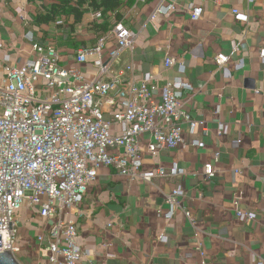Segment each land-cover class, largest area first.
I'll return each instance as SVG.
<instances>
[{
	"label": "crops",
	"instance_id": "0c3cea01",
	"mask_svg": "<svg viewBox=\"0 0 264 264\" xmlns=\"http://www.w3.org/2000/svg\"><path fill=\"white\" fill-rule=\"evenodd\" d=\"M161 1L123 8L121 20L136 38L131 47L120 51L112 71H123L127 83H140L151 74L159 89L166 81L178 79L190 85L193 90L182 96L184 109L203 119L209 132L205 135L198 126L190 134L184 127L186 145L154 157L147 150L149 136L142 138L143 170L156 172L177 164L184 171L180 176L146 181L112 168L98 171L81 204L85 215L78 216L75 209L66 215L76 221L77 244L88 253L79 264H264V0H175V10L151 19ZM40 4L41 0H0V59L22 66L34 58L27 37L32 33L37 41L58 50L62 64L80 66L88 79L95 77L94 56L77 64L74 51L92 47L103 34L107 38L103 54L108 55L115 48L114 36L93 29L91 11L79 23L61 18L57 21L62 24L38 27L32 18ZM189 4L200 8L198 19L183 9ZM233 9L248 15L249 23L239 21ZM233 40L241 44L238 52L231 50ZM168 53L178 58L177 66L165 67ZM219 53L230 55L225 66L229 74L223 68L217 70ZM241 58L245 67L240 70L236 62ZM4 77L0 70V83ZM219 124L228 125L226 135L218 134ZM116 132H120L118 124L112 128ZM195 140L204 142V147L189 144ZM216 151L221 158L213 165L214 176L207 180L204 166L213 162ZM177 185L185 191L183 205L191 219L181 211L171 220L158 213L168 210L166 196ZM239 191L241 206L255 213L256 220L236 218L233 196ZM17 218L21 259L26 264H46L47 253L35 247L46 220L27 202ZM108 223L113 225L107 227ZM161 234L167 236L166 242L160 241Z\"/></svg>",
	"mask_w": 264,
	"mask_h": 264
},
{
	"label": "built area",
	"instance_id": "2783aa9c",
	"mask_svg": "<svg viewBox=\"0 0 264 264\" xmlns=\"http://www.w3.org/2000/svg\"><path fill=\"white\" fill-rule=\"evenodd\" d=\"M146 1L134 0V4ZM177 6L175 0H162L155 5L150 18L164 16ZM183 9L193 19L201 15L200 8L194 4ZM91 12V22H104L101 11ZM108 14L112 26L108 31L115 38V48L108 55L103 54L107 38L102 34L92 47L74 51L77 64H85L89 55L94 56L92 63L97 74L91 79L80 66L62 64L58 50L51 43L37 41L32 33L27 37L34 58L22 66L10 64L8 58L0 59V70L5 73L0 83V252H10L19 264H26L21 259L17 218L24 202L46 220L44 231L35 240L38 251L47 253L46 264H79L88 253L77 244L76 221L67 219L66 215L74 209L78 216L85 215L81 204L98 171L112 168L119 174L146 181L180 176L184 171L177 164L158 168L156 172L143 170L142 138L149 136L147 150L154 157L163 150L186 145L184 127L190 134L198 126L205 135L209 132L203 119L184 109L182 96L185 91L193 90L190 85L178 79L166 81L159 89L151 74H146L140 83H127L123 71H112L118 54L134 44L136 34L122 20L116 22L114 13ZM232 14L239 21L249 23L248 15L237 9ZM240 48L241 44L231 42L233 52ZM261 58L264 62V50ZM229 60L230 55L217 54V70L223 68L229 74L225 67ZM178 63L171 53L164 58L167 68ZM179 67L182 72L183 64ZM244 67L245 59L237 60L236 68ZM218 111L216 108L215 112ZM115 124L120 126L119 133H112ZM227 133L228 125L219 124L218 134ZM189 144L196 148L205 145L201 140ZM220 158L221 152L216 151L213 162L205 164L207 180L214 176L213 165ZM242 196L241 191L233 196L236 218L241 222L256 220L255 213L241 206ZM184 197L181 186H175L166 196L168 210L158 213L171 220L181 211L191 219L190 210L183 205ZM112 225L108 223L107 227ZM159 239L166 242L167 236L161 234Z\"/></svg>",
	"mask_w": 264,
	"mask_h": 264
},
{
	"label": "trees",
	"instance_id": "16d2710c",
	"mask_svg": "<svg viewBox=\"0 0 264 264\" xmlns=\"http://www.w3.org/2000/svg\"><path fill=\"white\" fill-rule=\"evenodd\" d=\"M133 3L134 0H41L32 20L38 27L49 25L61 18H73L75 23H79L85 13L99 10L104 15V22L93 23L92 27L97 32L105 33L112 28L108 13H114L115 21H120L122 8Z\"/></svg>",
	"mask_w": 264,
	"mask_h": 264
},
{
	"label": "water",
	"instance_id": "95a60500",
	"mask_svg": "<svg viewBox=\"0 0 264 264\" xmlns=\"http://www.w3.org/2000/svg\"><path fill=\"white\" fill-rule=\"evenodd\" d=\"M0 247H1V237H0ZM0 264H19L16 258L8 251L0 252Z\"/></svg>",
	"mask_w": 264,
	"mask_h": 264
}]
</instances>
